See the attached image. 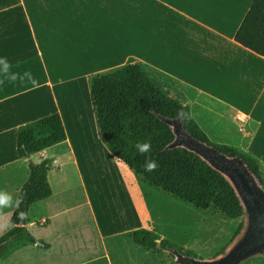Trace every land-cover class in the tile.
<instances>
[{"label":"crops","instance_id":"1","mask_svg":"<svg viewBox=\"0 0 264 264\" xmlns=\"http://www.w3.org/2000/svg\"><path fill=\"white\" fill-rule=\"evenodd\" d=\"M252 2L20 0L0 11V56L7 57L9 74L19 78L28 71L35 81L0 85V189L18 198L29 177L28 159L16 153L17 129L58 113L66 140L31 153L30 160L49 157L56 165L57 155L49 153L64 146L88 218L68 231L58 226L62 214L50 166L52 195L30 207L26 225L41 245L15 247L0 264H51L49 237L58 243L65 238L69 253L63 258L85 252V260L72 264H89L97 246L123 238L131 243L137 230L204 260L232 244L243 217L226 218L214 207L196 209L115 160L97 132L90 80L128 61L138 63L167 97L188 108L213 144L251 157L264 177V58L234 41ZM14 210L3 209L0 223L9 222ZM36 225L52 235L39 238ZM7 231L0 229V237Z\"/></svg>","mask_w":264,"mask_h":264},{"label":"trees","instance_id":"2","mask_svg":"<svg viewBox=\"0 0 264 264\" xmlns=\"http://www.w3.org/2000/svg\"><path fill=\"white\" fill-rule=\"evenodd\" d=\"M19 3L20 0H0V11ZM234 41L264 58V0H253L235 33ZM90 100L99 137L115 160L148 184L185 204L200 210L214 207L229 219L242 218L244 215L233 188L219 172L184 148L167 149L174 135L160 117L179 118L192 138L228 157L240 158L264 187L261 168L254 159L232 147L213 144L193 121L188 108L167 97L147 78L138 63L128 61L117 70L91 78ZM66 138V130L58 113L17 129L16 153L18 157L28 159L29 177L19 193V209L14 210L9 220L14 227L0 237V260L15 247L38 242L26 227L28 212L33 204L52 195L47 173L54 160L46 157L34 163L30 160V154L57 145ZM137 141L149 142V153H138L134 147ZM146 156L155 159L158 165L151 172L145 171L143 167ZM19 211L24 212L23 219L18 218ZM241 230L242 226L234 238ZM130 237L134 244L143 248L154 249L159 246L162 250H175L198 259L192 252L146 230L134 231ZM224 252L225 249L216 256Z\"/></svg>","mask_w":264,"mask_h":264},{"label":"water","instance_id":"3","mask_svg":"<svg viewBox=\"0 0 264 264\" xmlns=\"http://www.w3.org/2000/svg\"><path fill=\"white\" fill-rule=\"evenodd\" d=\"M160 119L171 128L174 135V140L167 149L184 148L199 156L211 168L219 172L233 188L246 219L240 234L220 256L204 260L169 250L175 258V264H242L253 257L263 255L264 189L257 179L240 158L228 157L214 147L192 138L185 131L179 118L160 117ZM36 245L41 244L36 242Z\"/></svg>","mask_w":264,"mask_h":264},{"label":"rangeland","instance_id":"4","mask_svg":"<svg viewBox=\"0 0 264 264\" xmlns=\"http://www.w3.org/2000/svg\"><path fill=\"white\" fill-rule=\"evenodd\" d=\"M64 150L65 147L62 146L54 152L49 153L52 157L57 155L56 165H51L50 183L53 190L59 195V204H57L56 209L61 212L62 217L59 219L58 226L62 227L64 231H68L71 229L70 226H72V228L79 226L83 221L86 222L88 218L87 210L82 205L83 195L79 188L76 175L71 166L65 164L68 153L64 152ZM61 163L63 164L62 166H60ZM58 168L60 170H58ZM262 188L264 189V187ZM67 210L69 211L68 213ZM242 219L245 223V216H243ZM67 220L69 221L68 223ZM79 229L80 227H78L77 231ZM47 232L52 235V231ZM49 233H45L43 228L39 225H36L34 229V234L39 236V238L43 237L41 235ZM48 240L54 242L52 249L54 252L50 253L52 257L54 256L51 264H72L76 261L80 262L85 260V252L67 254V256L63 258V252L69 253L68 248H63L65 238H63V240L61 239L62 242L60 241V244L56 242L54 238L49 237ZM116 242H118V244H116ZM95 252L96 256L89 264H175V258L169 251L162 250L159 246L154 249L137 248L132 242L130 243L124 238L107 244L104 249L97 246ZM242 264H264V254L253 257Z\"/></svg>","mask_w":264,"mask_h":264},{"label":"clouds","instance_id":"5","mask_svg":"<svg viewBox=\"0 0 264 264\" xmlns=\"http://www.w3.org/2000/svg\"><path fill=\"white\" fill-rule=\"evenodd\" d=\"M9 69H10V64L7 60V57L0 56V85H3L5 81L15 82L18 79L21 82H24L25 80H27L30 83H33V84L35 83L30 72L25 71L23 75L18 78L15 73L9 74ZM134 147L136 151L140 154H147L149 153L151 149V145L147 141H144V142L137 141ZM157 166L158 165L155 159H151L147 156L145 157V163L143 166L145 171L151 172L154 169H156ZM20 203H21L20 199L14 198L9 192L3 189H0V212H2L3 209H7V208L19 209ZM17 215L19 219L24 218L23 211H19ZM5 227L10 230L12 227H14V224L10 221L7 222L6 224L0 223V229H4Z\"/></svg>","mask_w":264,"mask_h":264}]
</instances>
